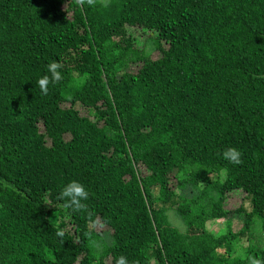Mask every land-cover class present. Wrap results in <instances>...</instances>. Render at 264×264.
<instances>
[{
    "label": "trees",
    "instance_id": "16d2710c",
    "mask_svg": "<svg viewBox=\"0 0 264 264\" xmlns=\"http://www.w3.org/2000/svg\"><path fill=\"white\" fill-rule=\"evenodd\" d=\"M72 180L85 209L59 199ZM254 218L264 0H0V264H248Z\"/></svg>",
    "mask_w": 264,
    "mask_h": 264
},
{
    "label": "clouds",
    "instance_id": "9594fccd",
    "mask_svg": "<svg viewBox=\"0 0 264 264\" xmlns=\"http://www.w3.org/2000/svg\"><path fill=\"white\" fill-rule=\"evenodd\" d=\"M62 65L58 61H53L47 65V73L37 80L43 94H47L48 85L50 83L55 84L62 79L61 69ZM222 158L231 164L238 165L241 163V152L237 148L229 147L222 153ZM89 192L86 186L77 181L72 180L63 186L59 193V199L64 202L65 207L71 210H82L86 208L85 201L88 200ZM61 235V233H57ZM241 259H244L243 253L237 252ZM248 264H264L259 258H254L249 255L247 257ZM115 264H129L128 259L124 255H120L115 259Z\"/></svg>",
    "mask_w": 264,
    "mask_h": 264
},
{
    "label": "rangeland",
    "instance_id": "374dc122",
    "mask_svg": "<svg viewBox=\"0 0 264 264\" xmlns=\"http://www.w3.org/2000/svg\"><path fill=\"white\" fill-rule=\"evenodd\" d=\"M149 34H150L149 32L138 33L137 38H136L138 44L142 45ZM240 192L241 191H239V190L233 191L232 193H230L227 196V199H226L227 207L235 208L240 204V200L242 199V195H243ZM231 216H234V215H231ZM231 219H233V220L228 221L227 225H229V228L232 231L238 230L242 224L241 216L240 217H233ZM239 219H241V220H239ZM169 220H170V223L174 227H177L179 230L182 229L180 222L178 221V219L176 217H174L172 215V213H170V215H169ZM253 221L255 222L254 226L252 227L253 234L249 237V241L246 240V242H243V245L246 247L249 244H251V246H257L258 242H260V241L263 242V240H264V231H262V229H261L260 220L257 218H254ZM225 224H226V222L221 221V220L218 222H209L207 224V228L210 229V231L214 232L215 234H220L221 232L225 231L226 228L228 227ZM259 244L262 245V243H259ZM239 252L243 253V256H244V251H239Z\"/></svg>",
    "mask_w": 264,
    "mask_h": 264
}]
</instances>
